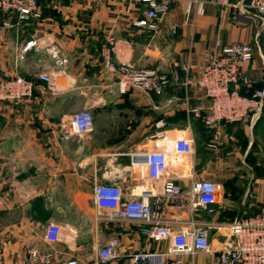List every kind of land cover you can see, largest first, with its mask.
I'll list each match as a JSON object with an SVG mask.
<instances>
[{
	"label": "crops",
	"instance_id": "obj_1",
	"mask_svg": "<svg viewBox=\"0 0 264 264\" xmlns=\"http://www.w3.org/2000/svg\"><path fill=\"white\" fill-rule=\"evenodd\" d=\"M197 1L202 2L201 12ZM230 1L176 0L156 29L133 24L143 15L140 0H38L39 18L12 17L9 27H3L0 15V76L33 79L41 71L52 77V83L33 79L31 96L17 105L0 102V264H29L32 247L52 251L58 264L70 259L129 264L134 252L169 249L167 240L140 233L138 222L109 218L111 209L93 201L97 182L118 184L125 199L147 194L174 231L190 221L208 225L214 247L225 237L217 223L251 215L264 205L262 180L234 178L237 156L244 149L264 148V114L255 123L221 124L223 144L210 150V129L194 113L197 107L204 113L208 99L189 80L198 76L214 48L250 43L253 57L241 71L253 80L252 87L239 85V90L247 93L264 85V28L238 10L242 0ZM29 40L35 44L23 51ZM107 40L113 43L115 64L166 74L163 90L155 93L135 85L121 90L119 75L102 63L100 47ZM83 109L93 114L90 131L81 138L64 137L71 115ZM177 136L192 139L193 150L169 154L167 174L183 191L180 201H169L162 181L147 178L143 161L148 151L168 148ZM200 179L223 183L211 213L192 211L185 197ZM49 222L64 228L62 241L44 240ZM111 237L118 239V256L100 262L97 249ZM181 258L184 264L212 263L211 254Z\"/></svg>",
	"mask_w": 264,
	"mask_h": 264
},
{
	"label": "built area",
	"instance_id": "obj_2",
	"mask_svg": "<svg viewBox=\"0 0 264 264\" xmlns=\"http://www.w3.org/2000/svg\"><path fill=\"white\" fill-rule=\"evenodd\" d=\"M176 0H140L144 11L141 18L133 24L139 27L156 29L158 21L168 11L171 3ZM219 5H228L230 0H215ZM198 9L202 11V2L197 1ZM238 10L255 18L261 28H264V0H242L237 3ZM38 0H0V15L4 17L3 27H9V19L16 17L19 21H27L40 17ZM174 30L175 27L173 26ZM35 44L34 40L27 41L22 50L26 51ZM113 43L107 40L100 47L102 63L112 74L119 75V86L124 90L127 85H135L141 89L160 93L168 83L164 73L155 69H135L128 63L115 64L111 54ZM253 57V48L247 42H231L221 49H213L199 71L197 77L191 76L189 82L204 91L208 105L202 113L197 107L194 113L203 123L212 129L206 147L218 150L222 144V122H238L249 120L255 123L264 111V85L255 88L252 94H242L239 85H251L253 80L241 71V66ZM178 66L174 63L173 67ZM181 68L189 71L187 64ZM33 79L52 83L51 75L36 71ZM33 79L20 75L0 76V102L9 101L14 105L31 96L34 86ZM93 126V114L90 109L73 113L68 127L63 131L64 137L81 138ZM193 150L192 139L177 136L169 141L168 148L153 149L144 156L145 174L151 180L162 181V194L169 201H180L183 197L181 187L174 178L167 174L169 154L186 155ZM143 170L140 171L143 177ZM223 191L221 182L200 179L195 180L185 197L192 211H214V204ZM93 201L101 208H109V218H119L138 222V230L148 239L154 241L167 240L169 249L163 252L137 251L130 255L129 264H184L182 255L191 258L201 254H211V264H264V205L255 213L235 218L230 222L217 223L215 226L224 231L225 237L214 247L210 240L208 225L190 221L177 231L169 228L160 217L159 207H155L144 194L140 199H125L118 184L97 182L93 185ZM0 200V211H1ZM44 240L48 243L64 239V228L49 222L44 230ZM118 239L111 237L97 249L100 262L110 261L118 256ZM179 256V257H178ZM29 264H58L54 253L32 247L27 253ZM64 264H79L76 259H70Z\"/></svg>",
	"mask_w": 264,
	"mask_h": 264
},
{
	"label": "rangeland",
	"instance_id": "obj_3",
	"mask_svg": "<svg viewBox=\"0 0 264 264\" xmlns=\"http://www.w3.org/2000/svg\"><path fill=\"white\" fill-rule=\"evenodd\" d=\"M237 157L239 170H236L234 178L237 177L240 180H244L246 183L260 179L262 180L261 182L264 183V148L249 151L244 149L242 155Z\"/></svg>",
	"mask_w": 264,
	"mask_h": 264
},
{
	"label": "trees",
	"instance_id": "obj_4",
	"mask_svg": "<svg viewBox=\"0 0 264 264\" xmlns=\"http://www.w3.org/2000/svg\"><path fill=\"white\" fill-rule=\"evenodd\" d=\"M34 19H35V18H34ZM253 85H254V83H253ZM243 86H247V85H243ZM261 86H262V84H260V83H259V84H256V85L253 87L252 91L247 92V93H244V92H242V91H240V90H239V91H240V93H242V94L250 95V94H252V92L254 91L255 88H259V87H261ZM249 87H252V86L249 85ZM263 114H264V111H263L262 115H263ZM262 115H261V116H262ZM260 118H261V117H260ZM200 119H201V118H200ZM201 121H202V119H201ZM202 123H203V121H202ZM223 123H228V122H222L221 124H223ZM203 125L206 126L204 123H203ZM206 127L210 129V132H209V138H210V134H211V132H212V129H211L210 127H208V126H206ZM209 138H208V139H209ZM222 185H223V183H222ZM254 213H255V212H254ZM234 219H235V218L229 220V222L232 221V220H234Z\"/></svg>",
	"mask_w": 264,
	"mask_h": 264
}]
</instances>
